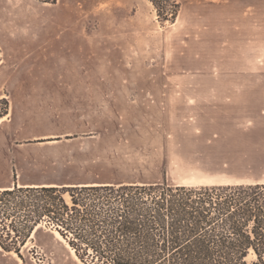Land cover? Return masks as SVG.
<instances>
[{"label":"rangeland","instance_id":"obj_1","mask_svg":"<svg viewBox=\"0 0 264 264\" xmlns=\"http://www.w3.org/2000/svg\"><path fill=\"white\" fill-rule=\"evenodd\" d=\"M172 2L0 0V264H80L14 185L264 181V0Z\"/></svg>","mask_w":264,"mask_h":264},{"label":"trees","instance_id":"obj_2","mask_svg":"<svg viewBox=\"0 0 264 264\" xmlns=\"http://www.w3.org/2000/svg\"><path fill=\"white\" fill-rule=\"evenodd\" d=\"M152 3L175 17L172 0ZM14 192H29V221L47 218L82 264H264V181H60L2 193Z\"/></svg>","mask_w":264,"mask_h":264},{"label":"bare ground","instance_id":"obj_3","mask_svg":"<svg viewBox=\"0 0 264 264\" xmlns=\"http://www.w3.org/2000/svg\"><path fill=\"white\" fill-rule=\"evenodd\" d=\"M54 233H55V236L58 238V239H60L61 241H63V242H65V244H66V246L70 249V252H71V254L73 255V257L80 263V264H82L78 259H77V257L75 256V253H74V251L68 246V244H67V242L59 235V233L58 232H56V231H54Z\"/></svg>","mask_w":264,"mask_h":264}]
</instances>
